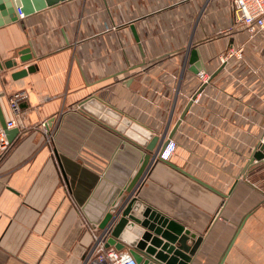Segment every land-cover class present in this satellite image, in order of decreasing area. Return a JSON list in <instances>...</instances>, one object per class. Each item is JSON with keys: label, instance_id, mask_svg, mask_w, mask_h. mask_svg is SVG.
Instances as JSON below:
<instances>
[{"label": "crops", "instance_id": "1", "mask_svg": "<svg viewBox=\"0 0 264 264\" xmlns=\"http://www.w3.org/2000/svg\"><path fill=\"white\" fill-rule=\"evenodd\" d=\"M0 64L2 116L23 126L0 156V264H82L116 224L98 227L147 136L166 140L190 101L172 155L127 199L182 226L188 249L200 238L188 264H218L235 233L222 264H264V161H250L264 143V36L248 37L229 0H65L0 27Z\"/></svg>", "mask_w": 264, "mask_h": 264}, {"label": "water", "instance_id": "2", "mask_svg": "<svg viewBox=\"0 0 264 264\" xmlns=\"http://www.w3.org/2000/svg\"><path fill=\"white\" fill-rule=\"evenodd\" d=\"M63 1L65 0H0V27L17 21L18 9L26 16L44 7H50ZM32 3L34 4L32 5ZM19 55V62L22 64L28 62L32 58L29 48L21 50ZM16 65L17 62L13 60L9 63H5L3 66L6 68H12ZM1 69L2 65L0 64V70ZM35 69V66H27L11 74V78L13 80L20 79L25 77L28 73H33ZM194 72L197 73V70H194ZM203 87L204 86H202L201 89ZM190 105L191 101L187 104L184 112L175 123L173 130L168 135L166 140L165 136H150V134L147 136V142H145L143 147L145 154H143L142 160L135 174L124 188L125 193L122 192L119 194V197L114 202L115 204L113 205V209L105 214L98 226L99 229L106 231L109 225L112 224L119 216L107 238L106 246H113L116 250H123L125 244H127L129 247L127 251L137 264H188L191 256L195 253L201 241L200 238H197L192 248L188 249V246L185 243L189 238V232L184 230L182 226L165 218L153 219V212L150 208L141 204L135 198L127 199V196L132 193V190L149 164L156 157L159 158L160 153L167 146L172 134L179 126ZM83 108L85 107L83 106ZM97 109L100 113H104L105 115L110 114V111L105 108V106H100ZM104 117L106 118L107 116L102 115L101 119ZM115 118L112 119L113 124L110 121V124L113 126H117L118 123H120L119 126L122 128L124 126L129 127L131 125L129 120H120ZM0 124L5 131L8 141L11 142L18 134L19 130L17 128L6 129L1 109ZM250 161L251 163L253 161H264V143L259 146L256 152L253 153ZM193 179L199 182L197 179ZM202 185L214 191L208 185ZM142 228L144 230H142ZM236 236L237 233H235L230 240L227 249L218 264L223 263L224 258L235 241ZM148 242L149 244H147Z\"/></svg>", "mask_w": 264, "mask_h": 264}, {"label": "built area", "instance_id": "3", "mask_svg": "<svg viewBox=\"0 0 264 264\" xmlns=\"http://www.w3.org/2000/svg\"><path fill=\"white\" fill-rule=\"evenodd\" d=\"M192 1V0H187ZM231 12L236 22L240 23L250 39L257 36H264V0H229ZM18 18L22 19L24 15L17 10ZM239 55V52L230 51L229 56ZM199 78L206 82L209 76L200 72ZM21 95L16 94L9 99V107L13 114H18V98ZM17 116V115H16ZM6 129L20 128V120L10 119L5 121ZM10 146L5 131L0 124V156H3ZM175 144L169 142L165 149L160 153L159 158L167 160L173 153ZM94 245L85 256L82 264H137L128 251L116 250L113 246H106V240L103 236L93 233Z\"/></svg>", "mask_w": 264, "mask_h": 264}]
</instances>
